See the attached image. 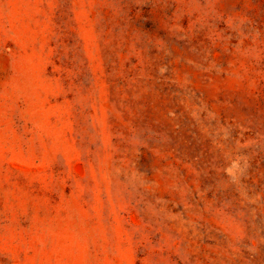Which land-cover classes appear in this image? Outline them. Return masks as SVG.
<instances>
[{
	"label": "rangeland",
	"instance_id": "obj_1",
	"mask_svg": "<svg viewBox=\"0 0 264 264\" xmlns=\"http://www.w3.org/2000/svg\"><path fill=\"white\" fill-rule=\"evenodd\" d=\"M0 264H264V0H0Z\"/></svg>",
	"mask_w": 264,
	"mask_h": 264
}]
</instances>
